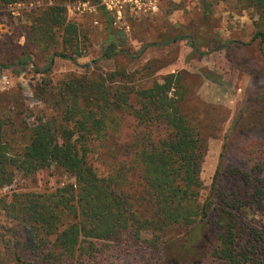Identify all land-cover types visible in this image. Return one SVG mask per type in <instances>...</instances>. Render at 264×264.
Returning a JSON list of instances; mask_svg holds the SVG:
<instances>
[{
	"label": "trees",
	"instance_id": "16d2710c",
	"mask_svg": "<svg viewBox=\"0 0 264 264\" xmlns=\"http://www.w3.org/2000/svg\"><path fill=\"white\" fill-rule=\"evenodd\" d=\"M27 1L31 0H0V6ZM48 1L53 4L32 13L27 42L41 52L53 49L50 54L73 59L81 53V38L76 23L66 18L65 3L70 0ZM244 1L258 19L253 38L263 51L264 0ZM180 39L199 52L200 42L190 35L151 45ZM216 41L212 37L205 44L213 50ZM118 46L119 39L109 43L100 57L112 58ZM6 67L0 63V70ZM95 67L89 73L67 74L48 94L51 97L42 93L55 113L32 125L22 148L12 150L0 140V187L10 184L15 172L28 176L52 164L74 179L52 192L20 193L5 205L26 236L27 249L42 255L39 264H105L102 247L126 239L154 250L172 243L178 252L170 253L169 264H185L183 257H190L188 264H264V231L238 216V211L250 208L264 212V166L239 158L222 172L221 153L209 195L201 200L207 136L204 127L181 110L180 77L185 71L165 74L143 87L136 75L147 66L133 71ZM125 116L135 123L129 160L99 175L89 162L90 153L116 140ZM161 127L165 131L158 134ZM130 174L142 183L137 193L130 191ZM13 237L11 245L16 247ZM14 257L21 264H34L16 252ZM161 258L165 263V255Z\"/></svg>",
	"mask_w": 264,
	"mask_h": 264
},
{
	"label": "rangeland",
	"instance_id": "374dc122",
	"mask_svg": "<svg viewBox=\"0 0 264 264\" xmlns=\"http://www.w3.org/2000/svg\"><path fill=\"white\" fill-rule=\"evenodd\" d=\"M27 2L38 4L14 6V14L8 4L0 6V63L7 65L0 70V140L12 150L28 143L30 128L37 120L55 113L50 104L43 101L42 93L52 94L67 74L89 73L95 70V65L105 71L116 66H123L127 71L147 66L136 75L143 87L154 79L161 81L165 74L185 71L180 77L181 110L203 126L207 136L200 172L201 200L209 195L221 153L222 172L225 165L239 158L249 165L260 163L264 166L261 153L264 151V45L261 51L258 40L253 38L258 19L244 0L164 2L154 14L126 19L123 30L126 40L109 59L100 55L118 37L110 34L114 29L100 9H93L91 0L65 3L67 21L76 23L81 38V53L73 59L50 54L53 49L41 52L27 42L32 13L53 4L48 0ZM180 35L196 38L200 42L199 52L192 50L186 39L162 46L151 45ZM212 37L217 40L212 45L216 47L213 50L205 44ZM226 41L229 43L225 44ZM143 47L145 50L140 52ZM136 54L137 57L132 58ZM22 57H27L25 64L20 63ZM92 60H96L95 65ZM46 67L49 68L47 72H39ZM216 124L220 128L217 129ZM134 125L131 117H123L116 140L97 146L90 153L88 159L97 174L106 175L113 164L129 160ZM164 131L162 127L156 130L158 134ZM243 150L246 151L244 155ZM73 182V177L52 164L28 176L15 172L12 182L0 187V264H21L15 261L14 252L34 264H39L42 256L27 249L28 240L13 216L6 212L5 205L20 193L52 192ZM128 184L130 191L137 193L142 189L136 174H130ZM238 216L248 226L264 231V212L250 208L238 211ZM13 234L16 247L11 245ZM169 245L166 249L154 250L141 241L126 239L110 243L102 247L104 263L169 264L170 253L177 255L178 252L172 243ZM213 246L214 243L209 249ZM162 255L166 257L165 263ZM189 258L184 261L183 257L181 261L191 263L187 261Z\"/></svg>",
	"mask_w": 264,
	"mask_h": 264
},
{
	"label": "built area",
	"instance_id": "2783aa9c",
	"mask_svg": "<svg viewBox=\"0 0 264 264\" xmlns=\"http://www.w3.org/2000/svg\"><path fill=\"white\" fill-rule=\"evenodd\" d=\"M92 1V0H91ZM172 0H97L92 1L93 9H100L109 19L114 30H124L126 19H137L143 15L156 13L164 2ZM37 2L9 3L8 8L14 14V6H36Z\"/></svg>",
	"mask_w": 264,
	"mask_h": 264
},
{
	"label": "water",
	"instance_id": "95a60500",
	"mask_svg": "<svg viewBox=\"0 0 264 264\" xmlns=\"http://www.w3.org/2000/svg\"><path fill=\"white\" fill-rule=\"evenodd\" d=\"M92 1L95 3L97 2V0H92ZM110 34L117 36L118 39L122 42H125L126 40V33L123 30H119V29L112 30L110 31Z\"/></svg>",
	"mask_w": 264,
	"mask_h": 264
}]
</instances>
